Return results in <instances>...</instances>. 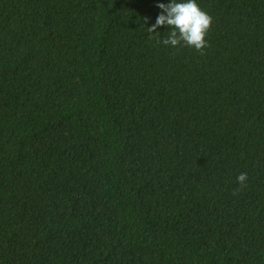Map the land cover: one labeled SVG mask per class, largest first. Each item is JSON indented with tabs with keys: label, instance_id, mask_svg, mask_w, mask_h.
Here are the masks:
<instances>
[{
	"label": "trees",
	"instance_id": "1",
	"mask_svg": "<svg viewBox=\"0 0 264 264\" xmlns=\"http://www.w3.org/2000/svg\"><path fill=\"white\" fill-rule=\"evenodd\" d=\"M169 2L0 0V264H264V0Z\"/></svg>",
	"mask_w": 264,
	"mask_h": 264
},
{
	"label": "clouds",
	"instance_id": "2",
	"mask_svg": "<svg viewBox=\"0 0 264 264\" xmlns=\"http://www.w3.org/2000/svg\"><path fill=\"white\" fill-rule=\"evenodd\" d=\"M161 11L157 15L155 23L147 27L149 33H156L159 36L157 29L161 26H167L170 31L166 38L162 41L157 39V43L177 47L183 43L188 47H192L201 55L204 54V49L208 47L205 36L212 24V17L196 3V0H170L169 3H158L156 5ZM144 24L147 25L149 18L144 17ZM151 38V37H150ZM247 180V174L241 173L237 177V182L241 188L244 187ZM238 191L234 189V194Z\"/></svg>",
	"mask_w": 264,
	"mask_h": 264
}]
</instances>
